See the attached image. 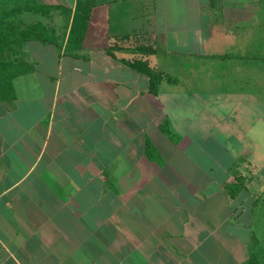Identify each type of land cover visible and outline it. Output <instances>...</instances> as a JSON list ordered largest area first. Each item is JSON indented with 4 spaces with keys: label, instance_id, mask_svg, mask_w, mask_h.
Segmentation results:
<instances>
[{
    "label": "crops",
    "instance_id": "0c3cea01",
    "mask_svg": "<svg viewBox=\"0 0 264 264\" xmlns=\"http://www.w3.org/2000/svg\"><path fill=\"white\" fill-rule=\"evenodd\" d=\"M9 2L52 40L18 48L0 95V264H245L264 156L226 111L264 110L261 92L179 87L195 78L179 71L223 56L213 34L241 66L264 59V0ZM134 59L169 80L150 92Z\"/></svg>",
    "mask_w": 264,
    "mask_h": 264
},
{
    "label": "rangeland",
    "instance_id": "374dc122",
    "mask_svg": "<svg viewBox=\"0 0 264 264\" xmlns=\"http://www.w3.org/2000/svg\"><path fill=\"white\" fill-rule=\"evenodd\" d=\"M10 3V2H9ZM11 4V3H10ZM10 4H6L10 6ZM12 5V4H11ZM259 9L256 11V15L254 16L259 22L260 26H264V4L258 5ZM14 19L16 22L21 21V26L23 27L26 23L36 21V17L32 14L21 13L20 15H15ZM47 22V20H46ZM49 24V22H48ZM245 25V24H244ZM218 29V28H217ZM261 31V30H260ZM264 31V30H263ZM217 32V31H216ZM264 38V35H263ZM212 45L216 46L214 48H210V51H219L223 56L210 57V61L205 60L204 64L201 66H196L195 70L189 69L187 66H183L179 71L180 77H186L189 75L191 71V75L193 74L195 78L190 82H185L179 84L178 86H183L184 88H194L195 90L199 89L202 85L207 87L206 89L212 91V93L219 91H238L242 92L245 90H252L255 92H261L260 101L264 104V59H261L258 63L253 64L252 66H241L240 59L236 60L233 57L234 52L232 54H228L229 49V41L226 43L225 40L222 42L219 41V36L217 34H213L211 36ZM187 64V62H184ZM189 64V63H188ZM200 65V64H199ZM204 65V66H203ZM250 75H253L251 77ZM258 77H257V76ZM205 77V78H204ZM258 78L259 83H256L255 78ZM204 78V79H203ZM206 80V84L204 83ZM203 87V86H202ZM244 106V105H243ZM225 106L221 108L224 110ZM261 109V105H260ZM232 118H239L240 123L244 126H250L252 131L249 132L251 136L258 138L259 142L257 146H253L254 153L258 156H264V110H255L254 104H251L249 108L243 107L242 110H227L226 111ZM254 128V129H253ZM245 141V140H244ZM264 161V159H263ZM259 172L257 174V179L264 184V165L259 166ZM264 201V200H263ZM261 211V217L264 218V204ZM254 234L257 237L262 236L260 229L264 228V220L257 219L254 223ZM264 238V237H262ZM261 240V239H260ZM257 250L260 252H257ZM256 252L260 256L264 252V241L260 243V245L256 246Z\"/></svg>",
    "mask_w": 264,
    "mask_h": 264
},
{
    "label": "trees",
    "instance_id": "16d2710c",
    "mask_svg": "<svg viewBox=\"0 0 264 264\" xmlns=\"http://www.w3.org/2000/svg\"><path fill=\"white\" fill-rule=\"evenodd\" d=\"M6 4H10L9 0H0V95L7 93L12 78L16 76V68L20 66V62H17V58L19 59L18 48L28 40H52L48 29L41 21L29 22L23 27L21 21H15L14 16L21 12L24 6H12L11 4L7 6ZM32 11L35 12V8H32ZM83 26L84 21L82 19H73L68 42L72 43L81 37L79 32ZM132 49L139 50L140 53L144 54L154 52V50L144 46ZM126 65L149 78L150 92L152 93L156 92L157 82L165 78L169 80L167 75L164 76L161 72L150 67L146 60L134 59L126 61ZM257 252L259 251L257 250ZM257 252L256 249L252 248L245 264H264V260L260 259Z\"/></svg>",
    "mask_w": 264,
    "mask_h": 264
}]
</instances>
